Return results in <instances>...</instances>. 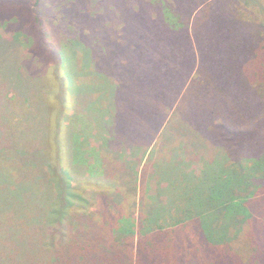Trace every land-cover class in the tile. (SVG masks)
Masks as SVG:
<instances>
[{
	"label": "trees",
	"instance_id": "obj_1",
	"mask_svg": "<svg viewBox=\"0 0 264 264\" xmlns=\"http://www.w3.org/2000/svg\"><path fill=\"white\" fill-rule=\"evenodd\" d=\"M61 1H67L66 9L62 10L57 0L52 1L49 9L42 0L29 5L35 7L32 12L40 21V30H45L44 18L53 16L54 7L62 14L59 24L67 37L65 42L56 45L52 35L41 33L43 50L56 58L58 78L65 82L67 94L61 111L67 110L71 98L80 101L84 96L81 83L70 88V77L80 80V66L88 71L93 69V42H103L109 49L104 53L109 57L107 66L120 55L130 58L127 73L133 102L144 98L146 109L152 107L157 97H163L168 104L174 102L177 89L186 84L182 72L192 69V75L197 66L191 80L193 94L185 98V105L193 115L192 124L199 133L208 135L211 145L228 147L231 163L220 164L213 158L200 170L174 168L166 173L170 178H161L159 194L150 189L154 204L139 220L122 216L111 231L92 223L78 230L73 226L74 214L83 216L81 213L90 209L69 183L64 117L59 118L55 132L57 158L50 150L41 155L52 173L43 186L40 181H44V176H38L39 180L30 185L10 186L3 171L9 154L0 129V264H14L11 260L25 255L13 246L25 248V242L35 239L39 222L47 226V247L52 252L45 264H264V0L224 2L236 4L233 14L215 6L209 18L197 24V57L191 50L190 31L169 28L162 10H153L150 2L145 5L144 1L139 3L141 0ZM16 3L17 0H0L1 26H12V16L18 15ZM172 3L189 10L193 7L188 0ZM6 4L9 8H4ZM165 12L164 16L171 17L170 10ZM242 20L250 23L249 34L243 33L247 24ZM70 22H74L73 30L68 28ZM28 25L25 20L21 25L19 17L14 30L28 29ZM18 41L17 36L14 42ZM14 42L0 39V79L26 94L27 83L20 82V77L15 83L14 74L20 66L40 74L45 66L19 64L21 50L12 49ZM172 64L178 66L176 79L175 72H170ZM170 79L177 82L167 88ZM93 88V95H98L97 85ZM3 90L0 110L9 102ZM145 113L152 114L148 110ZM157 114L156 122L162 113ZM41 188L45 190L42 193ZM14 206L13 213L6 215ZM36 206L41 215L19 217ZM6 217L8 220H4ZM10 223H14L15 231L6 236ZM4 239L7 243L3 244Z\"/></svg>",
	"mask_w": 264,
	"mask_h": 264
},
{
	"label": "rangeland",
	"instance_id": "obj_2",
	"mask_svg": "<svg viewBox=\"0 0 264 264\" xmlns=\"http://www.w3.org/2000/svg\"><path fill=\"white\" fill-rule=\"evenodd\" d=\"M52 1L55 0H42V4L49 9ZM143 1L145 5L148 2L154 5L155 11L161 9L163 18L169 20L166 21L172 30L186 28L190 31L191 50L196 52L194 57H197L200 51L195 38L197 24L206 21L217 5L231 14L236 6L234 2L224 3L229 0H188L193 6L189 10L183 5H174L172 0H141L139 3ZM245 1L247 0H242V3ZM34 3L35 0H17L18 15L12 16V26L0 25L1 40L12 43L17 36L19 38L12 48L21 50L19 64L26 62L29 66H45L40 74L32 73L24 67L21 69V66L14 74L15 83L19 81V77L20 82L27 83L26 94L16 88H10L7 81L0 79V90L4 89V97L9 101L5 106H9L8 109L0 110V129L6 141V154H9V159L5 161L6 169L3 171L12 188L22 184L30 185L39 180L38 176L45 178L40 181L41 186L51 179L49 176L52 173L47 170L41 155L50 150L54 158H57L58 142L55 132L59 129L61 116L65 119L62 126L68 150L66 162L70 169L69 183L79 191L83 205L90 209L84 210V214L81 213L83 216L74 214L73 226L78 227V230L88 227L87 223H92L96 227L111 231L122 216H132L139 220L154 204L149 197L150 189H156L159 194L161 178H170V174L166 173L174 168L183 171L200 170L204 163L213 158L220 164L230 162L228 147L211 145L208 135L199 133L192 124L193 115L189 112V106L185 105V98L192 97L193 94L191 80L196 75L197 66L192 75V69L182 72L186 77V84L184 87L179 86L174 102L168 104L163 97H157L152 109H146L144 98L137 96L135 104L133 102L131 81L127 73L130 58L120 55L112 65L107 66L106 60L109 57L104 53H108L109 49L103 42L97 45L93 42L96 50L93 69L88 71L80 66V80L70 77V88L81 83L85 87L84 96L80 101L71 98L67 110L61 111V103L67 94L65 82L63 78H58L56 58L43 50L44 36L41 33H48L50 37L52 35V41L56 45L65 42L67 37L59 24L62 14L54 7L53 16L44 18L45 30H40V21L32 12L35 7L29 6ZM57 3L62 10L68 7L67 1L57 0ZM8 6L6 4L4 8H9ZM165 10L171 11V17L164 16ZM19 17L21 25L24 20L28 22L29 30L21 28V31L15 32L14 24L18 23ZM242 21L247 24L245 20ZM73 23L70 22L68 26L71 30L74 29ZM248 24L244 34H249L252 30L249 22ZM114 64L116 67H112ZM170 72H175L176 79L179 74L178 66L172 64ZM176 82H171L170 79L167 88ZM94 84L97 85L95 89L100 92L98 95H93ZM104 85V88L98 89ZM190 91L192 92L189 93ZM145 110L152 114L147 116ZM157 113L162 114L156 122ZM23 152L25 154H22ZM7 157L8 155H5V160ZM30 157L32 159L28 161ZM41 189V193L45 191ZM38 207L26 209L19 217L32 218L41 215ZM15 208L16 206L8 209L6 215L12 214ZM7 218L4 220H8ZM10 224L12 225L7 227L11 230L6 236L15 231L14 223ZM46 228L44 222L37 223L35 229L39 235L35 236V239L25 242V248L13 246L25 255L15 261L11 260L12 263L45 264L51 259L52 252L47 247L49 235H46ZM4 240L1 243H7ZM35 253L44 254L38 257L37 254L34 256Z\"/></svg>",
	"mask_w": 264,
	"mask_h": 264
}]
</instances>
